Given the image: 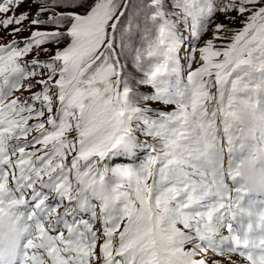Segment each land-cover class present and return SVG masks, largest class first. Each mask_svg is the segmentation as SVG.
Listing matches in <instances>:
<instances>
[{"label":"snow or ice","instance_id":"1","mask_svg":"<svg viewBox=\"0 0 264 264\" xmlns=\"http://www.w3.org/2000/svg\"><path fill=\"white\" fill-rule=\"evenodd\" d=\"M0 33V264H264V0H0Z\"/></svg>","mask_w":264,"mask_h":264},{"label":"rangeland","instance_id":"2","mask_svg":"<svg viewBox=\"0 0 264 264\" xmlns=\"http://www.w3.org/2000/svg\"><path fill=\"white\" fill-rule=\"evenodd\" d=\"M26 8H28V5H25L23 8L20 9V11H24ZM230 26L233 27L234 29L241 27V25L239 24L238 21L235 22V23H230ZM0 34H2V33H0ZM25 35H27V33H25ZM210 35H211V33L209 32L208 36H206L205 39L209 38ZM5 42H7V41L6 40L5 41H0V43H5ZM41 58L43 59V57H41ZM142 91H143V89H142ZM169 108H171V107H169ZM169 108L167 110H169Z\"/></svg>","mask_w":264,"mask_h":264}]
</instances>
